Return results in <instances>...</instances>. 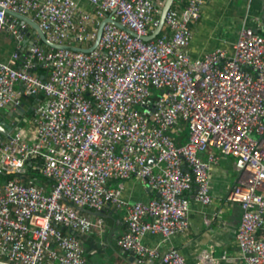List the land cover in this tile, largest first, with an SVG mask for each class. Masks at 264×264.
<instances>
[{"label": "built area", "instance_id": "obj_1", "mask_svg": "<svg viewBox=\"0 0 264 264\" xmlns=\"http://www.w3.org/2000/svg\"><path fill=\"white\" fill-rule=\"evenodd\" d=\"M87 1L93 14L75 0H0V30L18 43L25 24H8L6 12L31 17L60 46L91 47L110 14L134 34L107 23L89 53L34 44L12 56L19 67L0 63V121L22 98L44 99L32 109L31 140L21 128L0 135V171L11 176L0 183V264H87L79 236L102 222L83 210L107 205L125 209L127 230L117 246L139 264H186L179 251L160 254L141 240L187 232L189 190L196 202L211 203L209 172L219 157H200L208 148L233 158L238 173L227 200L241 209L239 264H264V37L242 28L230 56L216 49L192 59L186 49L205 0L171 8L148 42L160 0ZM180 125L189 134L178 146ZM27 164L50 183L49 192L23 182ZM132 177L155 198L128 204L120 188L108 186ZM227 259L209 249L195 264Z\"/></svg>", "mask_w": 264, "mask_h": 264}, {"label": "crops", "instance_id": "obj_2", "mask_svg": "<svg viewBox=\"0 0 264 264\" xmlns=\"http://www.w3.org/2000/svg\"><path fill=\"white\" fill-rule=\"evenodd\" d=\"M75 1L81 11L94 13L87 0ZM164 1L160 0V3L163 4ZM185 1L175 0L172 6L180 9ZM263 9L264 0H205L201 20L192 25V35L186 49L187 54L192 59H200L213 50L221 49L230 56L242 28H250L264 37L261 25ZM27 18L30 20L31 17ZM7 22L19 25L22 23L9 15H7ZM23 24H25V34L20 43L7 29L0 30V63H9L19 67V61H14L12 56L14 54L25 56L30 49L26 43L27 40L30 42L37 39L32 27L26 23ZM35 44L41 45L38 40ZM43 101L42 97H24L22 104L25 113L15 118L12 115L13 109L8 108L2 113L0 122H5L14 128L12 124L17 121L18 127L25 131L27 140H31L33 138L32 126L30 125L28 129L20 127L19 124L25 118L26 107L32 111ZM177 129V132L185 130L183 125ZM209 153H214L219 157L218 164L212 166L209 172L211 203L203 205L196 202L193 199L194 189L189 190L187 195L191 200L187 232L168 238L147 234L141 241L143 245L158 250L160 254L171 249L179 251L186 264H195L198 256L209 249H212L215 254L225 253L228 256V259L222 264H239L235 234L241 217V209L237 203L227 200L238 173L234 167V159L220 155L214 148H208L206 152L200 154V157L206 158ZM108 186L120 188L121 198L128 204L146 203L156 196L145 182L135 177L120 182L111 181L108 182ZM43 188L49 192L50 183L44 185ZM83 213L93 222H102L101 227L96 226L88 235L79 236L87 264H139L132 254L122 251L117 246V239L127 230L125 209L107 205L100 211L87 210ZM141 264L161 263L158 260H151Z\"/></svg>", "mask_w": 264, "mask_h": 264}, {"label": "water", "instance_id": "obj_3", "mask_svg": "<svg viewBox=\"0 0 264 264\" xmlns=\"http://www.w3.org/2000/svg\"><path fill=\"white\" fill-rule=\"evenodd\" d=\"M174 1L175 0H165L164 1L163 6L159 11V24H158L157 28L154 30V32L150 36L143 38V41H146V42L151 41V40L155 39L161 33L163 25H164L165 16H166L167 12L172 8ZM6 14L11 16V17L17 18L22 23H26L32 27V29L34 31V35L37 37V39H33L30 42H29V40H27L26 43L30 46V48L35 44L36 40H38L42 47H47V48L54 49V50H68V51H72V52L89 53L96 48L98 41H99L101 34H102V29H103L104 25L107 23H110V24L116 26L117 28L121 29L122 31L128 33L129 35L134 36V34L131 31L127 30L124 26H122L118 22L112 20L111 14H110L104 20H102L100 22V24L97 28L96 39H95L94 43L91 45V47L84 49V48H77V47H70V46H60V45H55V44L50 43L46 39L43 32L39 29V27L34 22L29 20L27 17L17 15V14H13L10 12H6ZM261 25H262V29L264 32V9H263V13L261 16ZM24 113H25L24 106H20L16 111L13 112L12 115L15 118H17L19 116H22ZM12 126L14 128H12L10 125L6 124L5 122H0V134H1V136L4 137L9 132H11L12 130H17L19 128L17 121H15L12 124ZM83 211H85V210H83ZM132 257L134 259H136V257L134 255H132Z\"/></svg>", "mask_w": 264, "mask_h": 264}, {"label": "trees", "instance_id": "obj_4", "mask_svg": "<svg viewBox=\"0 0 264 264\" xmlns=\"http://www.w3.org/2000/svg\"><path fill=\"white\" fill-rule=\"evenodd\" d=\"M172 8H174V6H172ZM176 144L180 145V142H178V139L176 140ZM34 167H35L34 164L26 165L25 172L22 175L23 182L25 184H34L40 187H44V185L49 184V182L40 174L38 170L34 169ZM9 178H11V176L4 175L3 172L0 171V183L7 181Z\"/></svg>", "mask_w": 264, "mask_h": 264}, {"label": "rangeland", "instance_id": "obj_5", "mask_svg": "<svg viewBox=\"0 0 264 264\" xmlns=\"http://www.w3.org/2000/svg\"><path fill=\"white\" fill-rule=\"evenodd\" d=\"M25 101V100H24ZM32 111L31 110H29V108L28 107H26V114H25V118L23 119V121L19 124L20 125V127H25V128H30V125H31V122H30V120H31V118H32ZM25 120V121H24ZM184 127V126H183ZM185 128V130H181L180 132H175L174 134H173V137L175 138V140H177L178 139V142H180V145H182L183 143H185L186 142V139L185 138H187V136H188V134H189V132H188V130L186 129V127H184ZM183 141H185V142H183ZM183 142V143H182ZM180 145H178V146H180ZM85 236V235H84Z\"/></svg>", "mask_w": 264, "mask_h": 264}]
</instances>
